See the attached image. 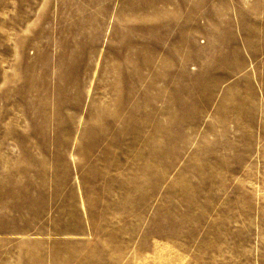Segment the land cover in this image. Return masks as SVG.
Here are the masks:
<instances>
[{"label":"rangeland","instance_id":"1","mask_svg":"<svg viewBox=\"0 0 264 264\" xmlns=\"http://www.w3.org/2000/svg\"><path fill=\"white\" fill-rule=\"evenodd\" d=\"M0 264H264V0H0Z\"/></svg>","mask_w":264,"mask_h":264}]
</instances>
